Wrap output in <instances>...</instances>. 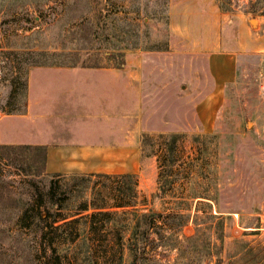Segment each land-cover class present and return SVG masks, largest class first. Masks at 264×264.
<instances>
[{
    "label": "rangeland",
    "instance_id": "1",
    "mask_svg": "<svg viewBox=\"0 0 264 264\" xmlns=\"http://www.w3.org/2000/svg\"><path fill=\"white\" fill-rule=\"evenodd\" d=\"M263 19L264 0H0V118L24 107L31 65H119L138 51L156 50L163 59L173 47L174 66L186 69L176 83L184 101L174 103L175 126L184 127L156 144L148 142L143 173L132 175L129 185L134 201L147 199V207L163 215L152 229L175 236L153 232L143 264H264V29L254 30ZM190 23H225L222 49L230 50L236 34L242 51L218 109L207 111L209 119L212 115L207 127L198 118V104L213 89L206 62L188 55L194 48L179 37L169 44L172 24ZM1 147L0 264H74L76 258L89 264L87 219L81 247V239L72 242L74 224L65 223L76 214L92 220L99 211L122 212L115 206L123 180L47 175L41 152ZM164 171L170 174L159 179ZM39 204L40 213L24 216ZM131 211L116 215L109 226H123ZM39 217L56 227L48 238L60 237L55 238L59 259L49 248L44 251L36 231L43 225ZM100 235L108 242L95 244L99 258L116 233ZM121 264H132L129 251Z\"/></svg>",
    "mask_w": 264,
    "mask_h": 264
},
{
    "label": "crops",
    "instance_id": "2",
    "mask_svg": "<svg viewBox=\"0 0 264 264\" xmlns=\"http://www.w3.org/2000/svg\"><path fill=\"white\" fill-rule=\"evenodd\" d=\"M261 22L254 30L264 29ZM195 25L172 24L169 44L179 37L194 48L185 51L188 55L206 62L204 73L213 78V89L198 104V118L207 127L212 119L207 111L218 109L242 51L236 34L230 50L222 49L225 23ZM171 48L163 59L156 50L138 51L119 65H31L24 107L0 118V145L41 152L47 175H141L148 142L156 144L165 140L160 136L177 135L184 127L175 126L174 103L184 101L176 83L186 69L174 66Z\"/></svg>",
    "mask_w": 264,
    "mask_h": 264
},
{
    "label": "trees",
    "instance_id": "3",
    "mask_svg": "<svg viewBox=\"0 0 264 264\" xmlns=\"http://www.w3.org/2000/svg\"><path fill=\"white\" fill-rule=\"evenodd\" d=\"M18 80V77L15 79ZM24 88H26V81L24 83ZM175 138H173V141L175 142ZM3 149H9L12 147L2 146ZM44 159V158H43ZM168 173L167 175H169ZM166 175V172L164 171V174L160 173L159 179L164 178ZM166 175V176H167ZM57 176V175H55ZM104 176V175H103ZM111 177V176H107ZM120 180H123L122 183L119 184L118 189V195L117 198L120 200V202L115 206L117 209H122V212H111V211H99L91 215L92 221H94L95 225L91 226L90 229V236L88 237V244L90 247V258H89V264H121L123 254L127 250L130 252L132 256V264H143V262H147L148 260L144 257L146 248L148 246V243L151 240L153 232H156V234H169L170 236H175L174 233L170 232L167 233L166 231L161 232L158 229H152V227L157 226V223L160 222L161 217L163 216L161 213H157V211L154 208H148V200L144 199L142 202L137 203L134 201V197L136 195L134 194V191H131L130 188V181L129 179L132 177V175H121V176H115ZM49 197L52 198V196H55V193L53 189H50L49 193H47ZM43 208V204L39 205H32L31 209H28V211H25L24 216H26L27 212L33 211L40 213L41 209ZM129 208H132L131 215L132 219L136 223L133 228H128L125 223L128 218L131 217V215L125 216V222L122 223L123 226H109V224H112L115 222L114 217L119 214H128L127 210ZM47 209V207H46ZM125 209V210H124ZM86 210V209H85ZM40 216V214H39ZM210 218L212 215H208ZM28 217V216H27ZM26 217V218H27ZM41 217V216H40ZM39 217V218H40ZM25 218V219H26ZM69 217H64L62 220L66 221ZM87 217L82 216L80 217V214H76L74 216V219L70 222L65 223V225L74 224V229L76 230V234L74 239H72V242H76L77 239H81L79 241V246L81 247L80 243H85V238L87 236L85 231L81 230L82 221L85 220ZM40 221L43 223V225H36V231L40 234V241L42 242V246L44 248V251H46L47 248L49 250H52L54 254H56V258L59 259L58 252L59 243H57V239L60 237H53L48 238L49 234H53V230L56 229L52 223H45L40 218ZM56 223V220L53 222ZM220 223H217V227H219ZM186 227V225H185ZM39 228V229H38ZM45 228H49L50 230L45 231ZM112 231L113 233H116L113 241V245L109 246V250L102 251L103 255L96 256L94 252V246L95 244L99 243L102 246V242H108V237L104 235H100V233L104 231ZM222 230V229H219ZM130 232V233H128ZM128 233V235H127ZM98 237L104 238L99 239ZM107 237V238H106ZM47 245V246H46ZM204 247V245H203ZM185 251V250H184ZM183 252V251H182ZM98 255V254H97ZM100 255V254H99ZM102 259V260H99ZM84 261V260H83ZM74 264H82V258H76L74 259Z\"/></svg>",
    "mask_w": 264,
    "mask_h": 264
},
{
    "label": "built area",
    "instance_id": "4",
    "mask_svg": "<svg viewBox=\"0 0 264 264\" xmlns=\"http://www.w3.org/2000/svg\"><path fill=\"white\" fill-rule=\"evenodd\" d=\"M131 218V217H130ZM87 220L85 221V224H87V226L90 228L93 224H92V220L90 218H86ZM92 224V225H91ZM125 225L128 228H133L134 227V221H132L131 219H127Z\"/></svg>",
    "mask_w": 264,
    "mask_h": 264
}]
</instances>
